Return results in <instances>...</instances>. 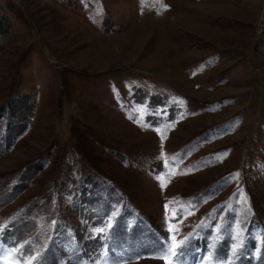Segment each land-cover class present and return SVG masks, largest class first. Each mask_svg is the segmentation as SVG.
I'll use <instances>...</instances> for the list:
<instances>
[{"label":"rangeland","instance_id":"obj_1","mask_svg":"<svg viewBox=\"0 0 264 264\" xmlns=\"http://www.w3.org/2000/svg\"><path fill=\"white\" fill-rule=\"evenodd\" d=\"M0 13V252L164 264L174 236L184 264H264V0Z\"/></svg>","mask_w":264,"mask_h":264},{"label":"snow or ice","instance_id":"obj_2","mask_svg":"<svg viewBox=\"0 0 264 264\" xmlns=\"http://www.w3.org/2000/svg\"><path fill=\"white\" fill-rule=\"evenodd\" d=\"M173 174L175 173L173 172ZM168 207L169 205L166 204L165 209L167 210ZM111 227L112 223L109 221L104 227L94 229V232L104 233L106 229H110ZM188 239L189 237H185L184 240L176 242L175 237L173 236L172 241L169 243L166 250H164L157 258L163 259L164 264H184L182 259V248ZM238 247H240L239 243L233 246V253H235ZM35 259L36 257L23 256L19 248H13L6 252H0V264H33ZM92 264H109L107 252L103 253L100 257L94 260Z\"/></svg>","mask_w":264,"mask_h":264},{"label":"trees","instance_id":"obj_3","mask_svg":"<svg viewBox=\"0 0 264 264\" xmlns=\"http://www.w3.org/2000/svg\"><path fill=\"white\" fill-rule=\"evenodd\" d=\"M7 18L5 15L0 13V35L5 34L8 29Z\"/></svg>","mask_w":264,"mask_h":264}]
</instances>
